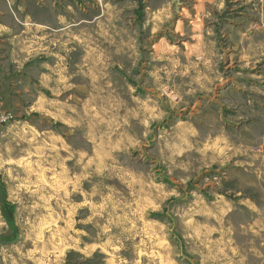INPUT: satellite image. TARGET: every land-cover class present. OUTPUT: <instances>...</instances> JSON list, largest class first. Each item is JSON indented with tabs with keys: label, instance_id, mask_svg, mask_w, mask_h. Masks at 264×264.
<instances>
[{
	"label": "rangeland",
	"instance_id": "rangeland-1",
	"mask_svg": "<svg viewBox=\"0 0 264 264\" xmlns=\"http://www.w3.org/2000/svg\"><path fill=\"white\" fill-rule=\"evenodd\" d=\"M76 8L94 20L93 70L104 74L94 82L111 84L101 98L111 111H93L101 132L93 138L89 121L83 133L28 114L30 102L0 100V264H252L256 246L235 243L224 217H182L194 193L232 201L224 168L181 166L174 147L153 148L152 138L162 124L188 120L174 114L209 86L257 89L249 100L259 109L264 0H180L181 14L173 0H77ZM80 92L77 105L97 93ZM149 94L174 116L143 109L154 104ZM172 181L183 183L164 196L160 186L175 189Z\"/></svg>",
	"mask_w": 264,
	"mask_h": 264
},
{
	"label": "crops",
	"instance_id": "crops-1",
	"mask_svg": "<svg viewBox=\"0 0 264 264\" xmlns=\"http://www.w3.org/2000/svg\"><path fill=\"white\" fill-rule=\"evenodd\" d=\"M76 3L77 0H0V100L6 107L12 106V102L18 105L19 100L30 102L28 114L35 112L38 118L52 124L62 120L73 130L83 127L80 131L83 133L89 121L93 124L89 130L95 133V138L101 132L93 111L106 108L107 103L103 99L101 102V98L106 91L104 86L111 84L94 82L97 74L101 75L100 80L104 75L98 69L93 70L94 20L78 13ZM88 86L97 91L94 99L77 105L83 99L76 92L86 95ZM261 88L264 90V86ZM238 89L241 88L209 86L203 96L185 103L175 114L158 96L149 94L154 97V104H145L143 109L156 116V107L160 106L168 112V118L187 114L188 120L170 130L162 124L158 134H153L152 147H174L176 152L171 157L181 166L195 164L194 170L198 172L224 168L225 183H232L235 195L232 201L216 194L214 202L208 203L205 197L194 193V200L184 209L182 217L191 211L218 213L226 220L235 243L256 246L251 263L264 264V101H260L259 109L254 108L249 93L258 90ZM258 95L264 98V92ZM209 103L217 104L220 111L208 106ZM224 112L229 116L224 117ZM65 113L68 117L61 118ZM85 114L92 118L81 116ZM255 144L262 145L261 151L250 150L249 146ZM165 151L168 154V149ZM152 162L156 163L153 158ZM182 183L173 182L175 189L170 190L167 185H161L160 189L164 196H171ZM252 225H260V233L253 235Z\"/></svg>",
	"mask_w": 264,
	"mask_h": 264
},
{
	"label": "water",
	"instance_id": "water-1",
	"mask_svg": "<svg viewBox=\"0 0 264 264\" xmlns=\"http://www.w3.org/2000/svg\"><path fill=\"white\" fill-rule=\"evenodd\" d=\"M173 3H174V7L177 13H179L180 12V0H173Z\"/></svg>",
	"mask_w": 264,
	"mask_h": 264
},
{
	"label": "bare ground",
	"instance_id": "bare-ground-1",
	"mask_svg": "<svg viewBox=\"0 0 264 264\" xmlns=\"http://www.w3.org/2000/svg\"><path fill=\"white\" fill-rule=\"evenodd\" d=\"M264 115V114H263Z\"/></svg>",
	"mask_w": 264,
	"mask_h": 264
}]
</instances>
